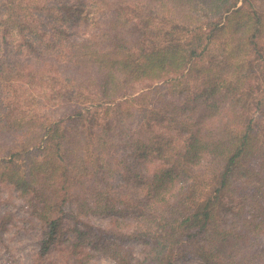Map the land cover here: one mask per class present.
I'll return each instance as SVG.
<instances>
[{"label": "trees", "instance_id": "1", "mask_svg": "<svg viewBox=\"0 0 264 264\" xmlns=\"http://www.w3.org/2000/svg\"><path fill=\"white\" fill-rule=\"evenodd\" d=\"M0 185L28 264H264V0H0Z\"/></svg>", "mask_w": 264, "mask_h": 264}, {"label": "rangeland", "instance_id": "2", "mask_svg": "<svg viewBox=\"0 0 264 264\" xmlns=\"http://www.w3.org/2000/svg\"><path fill=\"white\" fill-rule=\"evenodd\" d=\"M195 37L196 39L201 38L198 34ZM245 56L248 61L254 56L250 45L245 48ZM3 215H7L8 220L4 226L6 228L0 225V264H13L12 259L17 260L18 264L30 263L31 255L37 247L36 240L41 232L40 223L30 215L25 206L21 205V200L15 193L0 185V216ZM107 219V217H91L90 220L96 225L106 226ZM129 244L133 247L134 252L140 248L138 243L130 242ZM51 253L59 254L56 249H52ZM62 258L65 263L71 259L69 255H65ZM89 264L115 263L110 258L98 256L95 259H91ZM173 264L203 263L198 259H191L187 261L177 260Z\"/></svg>", "mask_w": 264, "mask_h": 264}]
</instances>
